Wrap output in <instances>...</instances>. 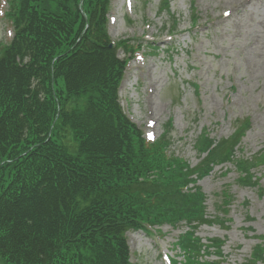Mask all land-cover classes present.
<instances>
[{"label": "trees", "instance_id": "1", "mask_svg": "<svg viewBox=\"0 0 264 264\" xmlns=\"http://www.w3.org/2000/svg\"><path fill=\"white\" fill-rule=\"evenodd\" d=\"M110 1H7L13 36L0 43V264H134L127 233L182 222L190 232L175 243L178 264L220 256V240L203 245L194 235V223L205 222L196 183L209 161L192 167L166 151L171 120L146 140L118 100L126 61L117 53L133 43L108 35ZM204 140L199 149L209 154L212 141ZM256 249L252 260L264 261L263 247Z\"/></svg>", "mask_w": 264, "mask_h": 264}, {"label": "rangeland", "instance_id": "2", "mask_svg": "<svg viewBox=\"0 0 264 264\" xmlns=\"http://www.w3.org/2000/svg\"><path fill=\"white\" fill-rule=\"evenodd\" d=\"M5 3L0 0V43L12 33ZM106 15L112 41L138 44L130 57L118 51L129 57L118 93L126 115L151 139L171 120L166 151L191 166L209 161L211 171L196 184L205 222L194 223V235L203 245L211 238L222 245L220 256L204 259L264 264L252 260L259 245L264 249V0H111ZM150 44L160 49L151 52ZM204 138L212 141L209 154L199 149ZM186 225L128 233L132 262L168 264L165 254L184 260L175 243L188 236Z\"/></svg>", "mask_w": 264, "mask_h": 264}]
</instances>
